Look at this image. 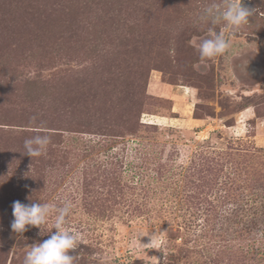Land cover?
I'll return each instance as SVG.
<instances>
[{
	"label": "rangeland",
	"instance_id": "rangeland-1",
	"mask_svg": "<svg viewBox=\"0 0 264 264\" xmlns=\"http://www.w3.org/2000/svg\"><path fill=\"white\" fill-rule=\"evenodd\" d=\"M214 2L121 0L114 38L91 0H0V264L56 231L14 233L15 201L65 200L75 264H264V0L201 61Z\"/></svg>",
	"mask_w": 264,
	"mask_h": 264
},
{
	"label": "clouds",
	"instance_id": "clouds-1",
	"mask_svg": "<svg viewBox=\"0 0 264 264\" xmlns=\"http://www.w3.org/2000/svg\"><path fill=\"white\" fill-rule=\"evenodd\" d=\"M253 11L244 6L243 0H221L204 7L197 17V22L206 23L208 35L196 45L201 61L224 55L232 46L226 33H235L243 25L249 23ZM223 24V30L216 31V26ZM37 117L33 116L35 121ZM37 134L24 141V154L33 158L40 157L47 152L51 137L36 129ZM11 229L14 233L23 235L29 226L41 229L49 219H52V229H56L48 239L30 246L26 252L23 264H75L74 252L82 242L78 232L65 227L70 216L73 204L65 200L63 206L51 203L24 204L15 201L12 205ZM51 232V231H50ZM158 234L151 236L150 242L143 243L155 247L158 244Z\"/></svg>",
	"mask_w": 264,
	"mask_h": 264
},
{
	"label": "trees",
	"instance_id": "trees-1",
	"mask_svg": "<svg viewBox=\"0 0 264 264\" xmlns=\"http://www.w3.org/2000/svg\"><path fill=\"white\" fill-rule=\"evenodd\" d=\"M92 2H93V4H97V6H98V9H100V7H105L106 9L103 11V13H108V15L109 16H113V18H112V20H114V21H116L117 22V24H114V25H116V27H115V31L114 32H116V33H114L113 34V36H114V38H118L119 37V33H120V31H122V29L124 28V21H123V18H122V10H121V7H119V6H117L116 4H119L118 2H120L121 0H91ZM112 5H114V7L112 8L111 6ZM95 9H97L96 7H95ZM110 9H112V11L110 10ZM109 10V11H108ZM185 13H186V15H190L189 13H188V10L186 9L185 11H184ZM261 22H262V20H261ZM126 24V23H125ZM130 28V30H132V28L131 27H129ZM122 39V38H121ZM60 55V53L59 52H56V54L54 55V57H57V56H59ZM117 82V81H116ZM142 90V89H141ZM136 92L137 93H139L138 95H140V92L138 91V90H136ZM144 95V94H143ZM142 97V96H141ZM55 111V110H54ZM1 120H2V118H0ZM28 120L29 119H23V121L25 122V123H28ZM32 120V119H31ZM54 122V120H46L43 124H41V125H43V126H48L49 124L48 123H53ZM24 127V126H23ZM33 128H35V129H37V128H41V130H45V131H48V133H51V134H53L52 133V131H53V129H49V128H44V127H33ZM54 130H56V129H54Z\"/></svg>",
	"mask_w": 264,
	"mask_h": 264
},
{
	"label": "crops",
	"instance_id": "crops-1",
	"mask_svg": "<svg viewBox=\"0 0 264 264\" xmlns=\"http://www.w3.org/2000/svg\"><path fill=\"white\" fill-rule=\"evenodd\" d=\"M177 113V111H175Z\"/></svg>",
	"mask_w": 264,
	"mask_h": 264
}]
</instances>
